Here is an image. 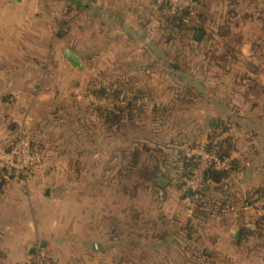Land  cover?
Wrapping results in <instances>:
<instances>
[{
	"label": "crops",
	"instance_id": "1",
	"mask_svg": "<svg viewBox=\"0 0 264 264\" xmlns=\"http://www.w3.org/2000/svg\"><path fill=\"white\" fill-rule=\"evenodd\" d=\"M199 4L200 20L211 4L216 16L198 42L209 32L233 52L163 48L158 0H0V157L20 136L43 154L29 180L0 186V264L180 261L198 226L185 159L214 136L235 167L207 200L228 208L264 181V0ZM240 207L241 249L245 228L260 234Z\"/></svg>",
	"mask_w": 264,
	"mask_h": 264
},
{
	"label": "rangeland",
	"instance_id": "2",
	"mask_svg": "<svg viewBox=\"0 0 264 264\" xmlns=\"http://www.w3.org/2000/svg\"><path fill=\"white\" fill-rule=\"evenodd\" d=\"M161 3L160 1H158ZM163 4V3H162ZM213 4L211 7H207V10L204 12L203 21L207 22L208 19L215 17L216 15H212ZM164 15H168L166 8ZM203 9L198 8L196 13L192 16V22L196 25V35L197 32L201 30V26L199 25L202 20L201 14ZM215 12V10H214ZM231 12V11H230ZM233 12V11H232ZM158 14V13H157ZM216 14V13H215ZM153 16V15H152ZM198 24V25H197ZM164 29L162 30V44L163 48L171 51V49L177 48L181 52H225L226 46H219L217 44V36L211 39L210 33L206 32L207 41L198 42L193 38L190 39L184 33H180L179 36L177 34V29H175L172 25L167 23V19L163 17L161 25ZM175 29V32L173 30ZM209 30V29H207ZM158 31V30H157ZM210 31V30H209ZM159 32V31H158ZM159 34V33H158ZM183 36V37H180ZM249 35V34H248ZM250 36V35H249ZM246 46L243 48V52H251L250 42H246ZM264 46V45H263ZM258 52H264V48L257 50ZM249 103V102H248ZM259 184V185H258ZM257 186L254 187L253 191H249V193H245L241 197L236 196L235 198H230L228 200V208H224L220 202H217L216 199L210 198L211 201L202 199L200 200V204L194 203V220L198 226L191 234V237H184L182 240L181 246H179V258L180 261L173 262L174 264H256L258 263L257 259H259L260 264H264V198L259 197L254 194L256 190L264 188V181L259 180ZM256 186V184H255ZM255 196L252 201L249 202L251 195ZM209 196V195H208ZM211 196V194H210ZM240 198L241 203L238 202ZM132 200V208L138 207V198L131 197ZM199 200V199H198ZM216 200V202H215ZM210 203V204H209ZM218 203V204H217ZM239 203V204H238ZM244 203V204H243ZM208 204L210 206H215V208H207ZM237 204V205H236ZM245 205L244 208H251L250 211H247L244 220L246 221V225L249 223L250 225L256 224V229L253 233L260 234V238L257 240V236H249V234L245 233L244 238L247 241L241 249L236 247L234 244V230L231 229L234 227L233 220L238 218V210H241L240 206ZM235 208L237 211H235ZM239 208V209H237ZM134 219H132L133 221ZM251 222L253 224H251ZM260 224V225H259ZM231 225V226H230ZM230 226V227H229ZM226 228V229H225ZM252 238L254 239L251 242ZM227 240V241H226ZM209 252L211 254L210 258H205L204 254ZM222 254L226 255V259H222ZM150 263H153L149 261ZM58 264V263H57ZM85 264V262H84ZM101 264H140L138 260L130 259L125 261L118 262H103ZM154 264V263H153Z\"/></svg>",
	"mask_w": 264,
	"mask_h": 264
},
{
	"label": "built area",
	"instance_id": "3",
	"mask_svg": "<svg viewBox=\"0 0 264 264\" xmlns=\"http://www.w3.org/2000/svg\"><path fill=\"white\" fill-rule=\"evenodd\" d=\"M164 4L168 15L178 17L183 12L190 13V19L199 8L197 0H158ZM193 154L198 158V166L193 175L186 179V191L197 193L203 183L204 172L212 166L215 170L229 169V160H221L213 152L207 151V145L201 144L193 149ZM43 154L33 151L31 144L25 137L20 136L11 144L10 150L0 157V180L6 183L18 180H29L35 169L40 167ZM22 264H57V262L42 253H37Z\"/></svg>",
	"mask_w": 264,
	"mask_h": 264
},
{
	"label": "trees",
	"instance_id": "4",
	"mask_svg": "<svg viewBox=\"0 0 264 264\" xmlns=\"http://www.w3.org/2000/svg\"><path fill=\"white\" fill-rule=\"evenodd\" d=\"M198 2L200 0H197ZM161 9L165 11L164 4L160 3ZM167 19V23L172 25L175 29H177V34L179 36L180 33H184L183 35H186L188 38L190 37L198 40L196 38V25L192 22L190 19V13L189 12H183L178 17H172L170 15L164 16ZM175 29L173 32H175ZM180 37H183L180 35ZM223 50L225 52H233L229 49L228 46L223 47ZM100 93H105V90L100 91ZM207 151L215 153L219 159L225 160L227 159L230 154V145H229V139H221L219 136H214L210 138V142L207 144ZM235 161L232 162V165L229 170L225 171H218L215 170L212 166H210L203 174V183L201 189L195 193V202L196 204H200L199 201L202 199H206L208 196V193H210L212 190L215 189V184H220L222 181L230 177V174L232 173L235 165ZM198 166V158L196 156H190L189 158L185 159V174L186 176H192L194 171L196 170ZM6 184L5 180L1 178L0 180V186H4ZM258 195L259 197L264 198V188L256 190L254 193ZM255 196L253 194L251 195V198L249 199V202L253 200ZM199 199V200H198ZM207 200V199H206ZM243 231H246L245 233H249L248 229H244ZM243 233V232H242ZM241 241V237L238 240V242Z\"/></svg>",
	"mask_w": 264,
	"mask_h": 264
},
{
	"label": "water",
	"instance_id": "5",
	"mask_svg": "<svg viewBox=\"0 0 264 264\" xmlns=\"http://www.w3.org/2000/svg\"><path fill=\"white\" fill-rule=\"evenodd\" d=\"M200 33H197V38L200 37ZM66 60L67 62L72 66V68L77 69V70H83V64L81 60L76 56L74 52L71 50H67L65 52ZM216 125V122L213 123V127ZM165 185V180L161 182V186ZM157 194H159L161 197H164V193L161 190H156ZM192 193V192H190ZM239 230L236 231L235 237L239 236ZM73 264H78V263H73Z\"/></svg>",
	"mask_w": 264,
	"mask_h": 264
}]
</instances>
